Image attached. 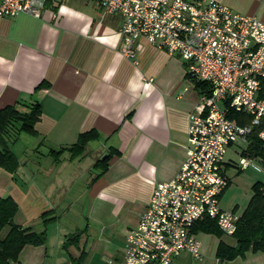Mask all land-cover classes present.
Returning a JSON list of instances; mask_svg holds the SVG:
<instances>
[{"label": "crops", "instance_id": "1", "mask_svg": "<svg viewBox=\"0 0 264 264\" xmlns=\"http://www.w3.org/2000/svg\"><path fill=\"white\" fill-rule=\"evenodd\" d=\"M216 1L264 21V0ZM121 41L119 15L103 13L95 0H46L40 17L0 20V109L40 107L34 133L13 123L4 134L19 166L0 167V198L17 203L15 224L46 232L44 244L25 245L10 264H74L81 254L80 264H122L126 236L154 186L186 158L188 116L202 112L200 87L186 80L178 55L140 37L133 62L119 52ZM91 129L97 137L73 157L69 148ZM235 144L239 158L245 146ZM63 146L68 151L55 154ZM109 153L101 171L96 162ZM237 160L224 158L230 183ZM45 212L55 220L44 224ZM200 252L196 259L182 251L171 264H264L263 253L207 259L201 243Z\"/></svg>", "mask_w": 264, "mask_h": 264}, {"label": "built area", "instance_id": "2", "mask_svg": "<svg viewBox=\"0 0 264 264\" xmlns=\"http://www.w3.org/2000/svg\"><path fill=\"white\" fill-rule=\"evenodd\" d=\"M103 13L120 17L119 52L136 62L137 40L147 39L186 66V80L200 83L201 111L187 122L186 158L176 175L156 183L146 209L124 243L122 264H171L182 251L201 259L192 228L203 215L224 235L236 232L240 215L219 206L230 184L224 158L245 143L239 170L259 157L248 151L256 134L264 152V21L216 0H95ZM46 0H0V20L27 13L40 17ZM230 113H243L239 124Z\"/></svg>", "mask_w": 264, "mask_h": 264}, {"label": "trees", "instance_id": "3", "mask_svg": "<svg viewBox=\"0 0 264 264\" xmlns=\"http://www.w3.org/2000/svg\"><path fill=\"white\" fill-rule=\"evenodd\" d=\"M197 87L201 84L196 83ZM264 96V95H263ZM40 115L39 104H33L25 111H20L14 106H6L0 109V167L14 173L19 166L17 157L10 150L4 134L13 123H18V130L34 133V124ZM230 118H235L239 124L249 121V117L243 113H230ZM17 125V124H16ZM97 132L91 129L78 135L76 143L69 149L74 156L80 155L82 147L87 140L95 139ZM253 141L248 146V151L252 156L259 157L264 164V152L259 148L256 134L253 133ZM53 153V152H51ZM56 154V153H55ZM111 153L104 155L96 163L101 171L109 166ZM230 185V184H229ZM252 195L239 217L236 232L232 235L236 246H231L220 240L218 242L215 255L221 260H231L237 256L244 257L246 253L264 254V184L256 181L251 186ZM18 209L17 203L10 196L0 198V230L8 226V231L3 238H0V264H10L18 259L21 249L25 245L39 246L46 240L45 231H36L30 227H22L13 222V217ZM55 220L51 212L42 215V221L47 224ZM195 233H207L220 238L223 236L215 219L207 215L200 217L192 228ZM82 254L78 258H72L74 264H80Z\"/></svg>", "mask_w": 264, "mask_h": 264}, {"label": "rangeland", "instance_id": "4", "mask_svg": "<svg viewBox=\"0 0 264 264\" xmlns=\"http://www.w3.org/2000/svg\"><path fill=\"white\" fill-rule=\"evenodd\" d=\"M237 143H241L243 146H246L245 143H242L240 141ZM233 145L236 144L234 143ZM233 145L230 146L226 154V159L233 158L234 160H237L238 157H236V155L233 153ZM66 151H68V149L66 148V146H63L60 147V150L56 151L55 153L57 155H63ZM230 169L231 168H228L227 170ZM235 170L236 172L234 171L229 172V174L231 173L232 176L231 183L229 188L225 189L222 192L221 196L219 197V206H221V208L224 210H228V209L233 210V208L235 207L234 211L237 213V215H241L252 194L251 185L256 181H260L264 183V164L258 162L254 167H248L247 169L242 171L238 170L237 168ZM83 205L84 202L82 200V206ZM84 224L85 222L82 218V225ZM6 230L7 229L4 228L0 234L5 233ZM197 238L201 243L202 251L204 252L205 257L207 259L214 258L216 244L219 239L231 245L234 244L235 241L233 237L224 234L222 237L217 238L212 235L205 236L204 233H198Z\"/></svg>", "mask_w": 264, "mask_h": 264}]
</instances>
